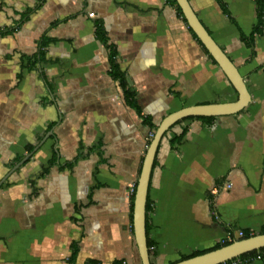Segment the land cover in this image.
Returning a JSON list of instances; mask_svg holds the SVG:
<instances>
[{"label":"crops","instance_id":"1","mask_svg":"<svg viewBox=\"0 0 264 264\" xmlns=\"http://www.w3.org/2000/svg\"><path fill=\"white\" fill-rule=\"evenodd\" d=\"M223 1L250 33L254 0ZM189 2L238 67L251 102L210 124H175L165 135L148 195L152 264L212 249L227 227H264V36L251 59L215 0ZM97 20L155 125L187 106L238 98L168 0H0V181L8 176L0 187V264H142L131 189L152 130L110 76ZM43 36L55 42L44 63L28 68Z\"/></svg>","mask_w":264,"mask_h":264},{"label":"water","instance_id":"2","mask_svg":"<svg viewBox=\"0 0 264 264\" xmlns=\"http://www.w3.org/2000/svg\"><path fill=\"white\" fill-rule=\"evenodd\" d=\"M176 1L178 6L181 8L188 26L192 29L199 41L213 57L226 78L235 88L238 93V98L236 101L229 103L187 106L168 115L159 124L146 151L141 173L137 182L134 199V230L142 264H152L150 261L147 244V203L154 165L160 145L165 135L176 123L183 119L189 117H222L234 115L245 110L251 102V94L238 67L218 45L206 27L202 24L189 0ZM31 155L27 156L23 161L17 164L9 174L17 170ZM7 178L8 176L0 181V187ZM263 248L264 234H257L247 239L235 241L227 246L207 252L205 254L182 260L176 264H223L246 253L257 251Z\"/></svg>","mask_w":264,"mask_h":264},{"label":"trees","instance_id":"3","mask_svg":"<svg viewBox=\"0 0 264 264\" xmlns=\"http://www.w3.org/2000/svg\"><path fill=\"white\" fill-rule=\"evenodd\" d=\"M218 4V6L220 7V9L222 10V12L224 13V15H226L230 22L237 26L239 29V37H240V41L244 44V46L249 49L251 51V59H254L256 57V42L257 39H260L264 36V0H254V4H255V12H256V23L255 25L252 27L250 33H244L241 28L238 26V23L236 22V20L234 19V17L232 16L231 12L229 11L227 5L224 3L223 0H215ZM168 2L174 6L177 11H178V15L184 20L185 23L186 19L183 16V13L181 11V8L178 6L177 1L176 0H168ZM34 12L33 9H29L27 10L24 14H23V19H28L30 17V15ZM59 22L53 23V26H56V24H58ZM190 31L192 32L194 38L198 41V43L202 46L203 50L206 52V54L208 55L209 59L215 64L217 65L216 61L213 59V57L208 53V51L206 50V48L203 46V44L199 41V39L197 38V36L195 35V33L192 31V29L189 27ZM4 33H2L0 31V36H2ZM96 37L97 39L106 47V49L109 52V64H110V71L109 74L110 76L119 83L123 94H124V99L126 104L134 109L138 115L142 118V122L144 125L148 126L152 132H156L158 125H155L152 121V119L148 116H145L142 113L141 108L138 105L137 102V91L135 90V88L133 86L130 85L125 72L122 70V68L120 67L119 63H118V51L117 48L115 47V45H113L112 43H110V40L108 38V34L107 31L104 27V23L101 20H97L96 21ZM55 42V39L47 37V36H43L40 44H39V50L38 52L32 57V58H27L26 61H28V68H36L38 64H42L46 61V50L47 48ZM264 67V65L262 66ZM216 117H189L186 119H183L181 121H179L177 124L182 123L184 121H188V120H201L204 121L205 123H212L213 120ZM175 126V125H174ZM173 126V127H174ZM172 127V128H173ZM187 132V129H185L182 134L175 136L172 140H171V144L172 147L175 146L176 144H179L183 137L185 136ZM151 142L149 141L148 144H150ZM93 150V149H92ZM55 160V159H54ZM54 160H52V163H54ZM136 187L137 184L134 187V193L131 196V208H132V216H133V212H134V199H135V192H136ZM210 201H211V205L212 208L213 207V203H214V195L212 193H210ZM152 210L151 204L148 200L147 203V213L149 214ZM228 228V227H227ZM257 234H264V227L258 232V233H252L249 230H244V237L240 240L243 239H247L250 238L252 236H255ZM149 225L147 224V244H148V249H149V255L153 256L155 251H154V243L151 241V239H149ZM231 243L229 242H225V243H219L218 245H216L214 248L209 249V250H205V251H196L194 253H192L189 256H183L182 260H186L188 258L191 257H195V256H199L202 254H205L207 252L222 248L224 246H227ZM71 249H72V255H71V262L75 263V260L77 258L79 249H78V245L77 243H73L71 245ZM259 256H261L263 258L264 261V248L257 250V251H253V252H249L246 253L238 258H235L233 260L236 259H241L244 261H248L250 264L253 263ZM233 260H230L226 263L223 264H231V262ZM87 264H100L96 261H89ZM114 264H123V261L120 262H115Z\"/></svg>","mask_w":264,"mask_h":264},{"label":"built area","instance_id":"4","mask_svg":"<svg viewBox=\"0 0 264 264\" xmlns=\"http://www.w3.org/2000/svg\"><path fill=\"white\" fill-rule=\"evenodd\" d=\"M90 15L92 17H94V13H91ZM231 186H232L231 184H227V188H231ZM213 193H217V190L213 191ZM243 237H244V230L233 229L232 227H228L227 232H226V236L221 241V243H225V242L233 243L235 241H238V240L242 239ZM255 261H263V258L261 256H259ZM123 264H126V262H123ZM231 264H250V263L248 261H244V260H241V259H236V260H233L231 262Z\"/></svg>","mask_w":264,"mask_h":264},{"label":"rangeland","instance_id":"5","mask_svg":"<svg viewBox=\"0 0 264 264\" xmlns=\"http://www.w3.org/2000/svg\"><path fill=\"white\" fill-rule=\"evenodd\" d=\"M154 134H155V132H152L151 134H150V136H149V140H148V143H149V141L151 142L152 141V139H153V137H154ZM149 145L150 144H148L147 145V149H148V147H149ZM147 149H146V151H147ZM146 154V153H145ZM145 157V156H144ZM143 160H144V158H143ZM142 164H143V161H142ZM134 187H132V189H131V194H133L134 193ZM259 232V231H258ZM258 232H253V233H258Z\"/></svg>","mask_w":264,"mask_h":264}]
</instances>
